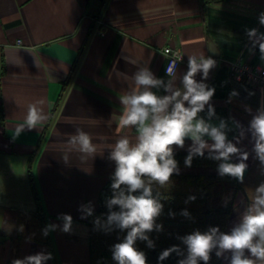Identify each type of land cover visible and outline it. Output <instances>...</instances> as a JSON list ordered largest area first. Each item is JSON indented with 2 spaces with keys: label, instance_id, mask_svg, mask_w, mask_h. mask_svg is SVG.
Returning <instances> with one entry per match:
<instances>
[{
  "label": "crops",
  "instance_id": "0c3cea01",
  "mask_svg": "<svg viewBox=\"0 0 264 264\" xmlns=\"http://www.w3.org/2000/svg\"><path fill=\"white\" fill-rule=\"evenodd\" d=\"M261 12L264 0H0V264L41 251L53 255L47 264H91L89 227L78 208L92 202L97 209L99 191L115 169L108 148L119 135H135L134 129L117 131L119 97L134 86L133 73L147 63L158 78L167 79L163 47L183 53L177 86L188 55L215 59L205 82L216 90L211 101L216 114L247 127L251 114L245 106L255 113L264 93L231 79L229 62L264 67L258 49L249 51L245 34L246 28L264 32ZM209 41L217 54L209 52ZM233 90L239 95L227 103ZM32 103L48 120L14 138ZM78 128L96 145L97 155L87 162L70 151L69 139ZM190 144L174 146V154L188 153ZM238 146L250 155L241 188L224 195V202L234 200L226 232L264 181L250 137ZM64 153L70 164L62 161ZM216 167L180 172L216 174ZM61 213L73 217V231L43 236L47 224L62 223Z\"/></svg>",
  "mask_w": 264,
  "mask_h": 264
},
{
  "label": "clouds",
  "instance_id": "9594fccd",
  "mask_svg": "<svg viewBox=\"0 0 264 264\" xmlns=\"http://www.w3.org/2000/svg\"><path fill=\"white\" fill-rule=\"evenodd\" d=\"M258 22L264 26V12L258 15ZM245 34L250 42L249 51L258 49L260 59L264 61V32L246 28ZM207 48L213 54L218 52L214 42L209 41ZM179 62H182V55L177 54L168 63L166 80L158 78L147 63L141 65L132 75L134 86L119 97L122 110L117 119V131L134 129L135 135H119L108 148V159L115 163L110 177L111 195L105 197L108 212L105 218L94 220V230L105 234L126 232L110 249L115 264H147L145 252L139 250L136 243L142 241L154 249L155 242L149 234L163 231V225L157 220L163 214L162 200L168 197L160 190L169 189L173 183L171 177L180 174L174 146L183 149L185 141H191L185 167L190 168L195 157H205L207 152L206 158L217 163L216 171L221 178L229 177L243 184L250 153L238 145L250 137L251 152L264 175V103L255 113L245 106V111L251 114L247 127L233 117L221 118L211 103L216 90L205 82L217 61L204 53L188 55L187 71L179 77L180 86H177ZM198 74L202 75L200 80L196 78ZM238 95L233 90L226 102L231 103ZM47 120L48 116L37 103L29 104L23 122L16 126L14 138L25 129L40 128L38 126ZM229 133H234L231 139ZM69 144L72 146L70 151L75 150L81 162L97 155L92 136L83 129H76ZM61 159L66 165L71 162L68 153L62 154ZM195 199V196H189L185 203ZM227 203L226 198L225 206ZM78 211L81 219H86L93 216L94 206L88 202L80 205ZM180 214L191 218L186 209ZM169 216L174 218L175 213L170 211ZM57 220L62 223L47 224L41 230L43 236L56 230L73 231L70 214L61 213ZM18 230L23 232V226ZM177 239L183 248L173 245L163 250L158 261L176 253L180 257L177 264H209L215 254L217 258L227 260V264H264V181L254 188L244 211L229 231L209 226L205 231L196 229ZM51 259L52 253L41 251L14 259L11 264H47Z\"/></svg>",
  "mask_w": 264,
  "mask_h": 264
},
{
  "label": "trees",
  "instance_id": "16d2710c",
  "mask_svg": "<svg viewBox=\"0 0 264 264\" xmlns=\"http://www.w3.org/2000/svg\"><path fill=\"white\" fill-rule=\"evenodd\" d=\"M187 155L188 153L174 154L182 169L213 168L216 165V162L207 159V154H205V157H195L190 168L185 167L184 160ZM171 180L173 183L169 189L160 190L163 196L168 197V199L162 200L164 210L157 220V223L163 225V231H153L149 234L150 239L155 242V248H148L142 241L136 243V247L145 252L147 264H177L180 257L176 253H172L162 262L158 261V256L163 250L173 245H180L183 248L180 240L177 239L178 236L189 234L196 229L205 231L209 226H219L221 231L226 232L234 200L230 199L225 206L224 195L231 191L235 193L241 188V184L236 180L229 177L221 178L217 173L180 172L179 175L174 174ZM110 184L109 178L99 191L98 207L94 210L93 216L86 218V224L89 227L91 264H115L110 249L126 235V232L120 231L105 234L103 231L94 230L95 218L103 219L108 212L105 206V197L111 195ZM189 196H195L196 199L185 203ZM185 209L190 213L191 218L180 214ZM170 211L175 213L174 218L169 216ZM219 262L220 258L213 254L209 264Z\"/></svg>",
  "mask_w": 264,
  "mask_h": 264
},
{
  "label": "built area",
  "instance_id": "2783aa9c",
  "mask_svg": "<svg viewBox=\"0 0 264 264\" xmlns=\"http://www.w3.org/2000/svg\"><path fill=\"white\" fill-rule=\"evenodd\" d=\"M98 34H104L102 28L98 30ZM162 53L166 56L164 72L168 63L174 59L177 54L182 55L183 61V53L177 47L165 46L162 48ZM180 63L181 62H179L178 65ZM229 76L235 81L243 82L250 87H256L264 93V67H257L247 62H240L239 60L230 61Z\"/></svg>",
  "mask_w": 264,
  "mask_h": 264
}]
</instances>
